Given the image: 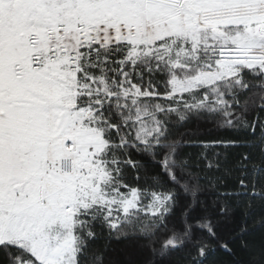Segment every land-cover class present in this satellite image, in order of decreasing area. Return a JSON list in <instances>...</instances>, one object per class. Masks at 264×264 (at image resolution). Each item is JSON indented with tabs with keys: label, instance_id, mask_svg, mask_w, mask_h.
<instances>
[{
	"label": "snow or ice",
	"instance_id": "1",
	"mask_svg": "<svg viewBox=\"0 0 264 264\" xmlns=\"http://www.w3.org/2000/svg\"><path fill=\"white\" fill-rule=\"evenodd\" d=\"M201 172L264 228V0H0V264H121L105 235L163 264L190 229L156 248L157 222ZM202 227L193 264L212 241L264 264V234Z\"/></svg>",
	"mask_w": 264,
	"mask_h": 264
},
{
	"label": "trees",
	"instance_id": "2",
	"mask_svg": "<svg viewBox=\"0 0 264 264\" xmlns=\"http://www.w3.org/2000/svg\"><path fill=\"white\" fill-rule=\"evenodd\" d=\"M186 129H178L183 132ZM211 132V129H210ZM214 135H224V133H211L206 138H212ZM202 149L199 147H184L182 155L185 159H191L193 162L198 160V153ZM221 151V149H216ZM142 163L148 165L149 170L159 171L154 168L146 157L136 156ZM201 179L198 182V188L195 191H183L175 188L177 198L170 213L164 217L163 222H157L160 226L155 229L154 242L155 247L159 248L163 241L168 239L173 233L183 234L186 229H190L189 236L185 238L184 244L178 249L171 251L170 255L163 261V264H193L194 260L200 259L197 255V247L201 242L208 241L207 228L202 227L208 221L214 225V231L221 243L227 242L231 237L238 234L241 225L247 224L249 235L247 240L258 241L260 236L264 234V228L259 224V212L251 217L247 215L248 209L245 208L246 200L241 196H235L226 199L222 193L239 192L233 180L218 181L216 179L220 173L217 172H201L198 173ZM152 223L151 219L148 220ZM143 241L135 237H120L116 239H108L105 235L96 241L95 246L105 250L106 258L119 260L121 264L130 258L131 254H135L139 260L146 259L149 255L147 250L141 251L140 244ZM238 253L236 259H247L248 257L239 249V244H230ZM230 258L223 249L219 248L215 241L209 244L206 249V255L203 258V264H230Z\"/></svg>",
	"mask_w": 264,
	"mask_h": 264
}]
</instances>
